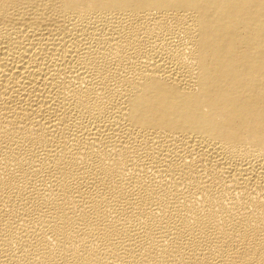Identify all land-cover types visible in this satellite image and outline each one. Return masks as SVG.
Segmentation results:
<instances>
[{"label":"bare ground","instance_id":"bare-ground-1","mask_svg":"<svg viewBox=\"0 0 264 264\" xmlns=\"http://www.w3.org/2000/svg\"><path fill=\"white\" fill-rule=\"evenodd\" d=\"M0 264H264V0H0Z\"/></svg>","mask_w":264,"mask_h":264}]
</instances>
